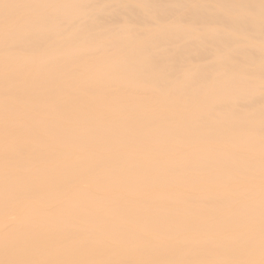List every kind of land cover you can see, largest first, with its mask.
<instances>
[{
  "label": "bare ground",
  "instance_id": "6f19581e",
  "mask_svg": "<svg viewBox=\"0 0 264 264\" xmlns=\"http://www.w3.org/2000/svg\"><path fill=\"white\" fill-rule=\"evenodd\" d=\"M263 184L264 0H0V264H264Z\"/></svg>",
  "mask_w": 264,
  "mask_h": 264
},
{
  "label": "rangeland",
  "instance_id": "374dc122",
  "mask_svg": "<svg viewBox=\"0 0 264 264\" xmlns=\"http://www.w3.org/2000/svg\"><path fill=\"white\" fill-rule=\"evenodd\" d=\"M238 131H242L243 132V134H245V136H246V131H244V130H238ZM237 131V132H238ZM236 132V133H237ZM229 133L230 134H232L233 133V130L231 129V127L229 126ZM247 137H249V135H247ZM247 145V147H248V144H246ZM258 158V156L257 155H255V154H251L248 158H247V160L249 159V160H256ZM248 164H251V165H256L255 163H248ZM259 189L260 190H264V184L263 185H261V186H259ZM203 199V196H195L194 198L192 197L191 198V200L190 201H188L187 203H186V207H188L190 210H192L193 211V215H195L197 212H198V209H196V205L201 201ZM191 201H194L191 205H189V203L191 202ZM264 209H259V210H257L255 213H261L262 211H263ZM168 214H171L172 215V217H173V219H175V220H178L179 219V213H178V210H172L171 212H169ZM224 219H227V220H231V218H230V216L229 215H226L225 216V218ZM152 231L154 232V233H156L155 231H157V229H152ZM178 242V241H177ZM221 249H223V248H225L224 246H219Z\"/></svg>",
  "mask_w": 264,
  "mask_h": 264
}]
</instances>
